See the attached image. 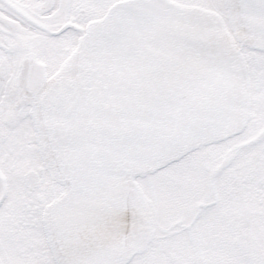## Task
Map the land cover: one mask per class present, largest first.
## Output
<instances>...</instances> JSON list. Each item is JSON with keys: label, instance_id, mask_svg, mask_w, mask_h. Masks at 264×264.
I'll use <instances>...</instances> for the list:
<instances>
[{"label": "snow or ice", "instance_id": "obj_1", "mask_svg": "<svg viewBox=\"0 0 264 264\" xmlns=\"http://www.w3.org/2000/svg\"><path fill=\"white\" fill-rule=\"evenodd\" d=\"M0 264H264V0H0Z\"/></svg>", "mask_w": 264, "mask_h": 264}]
</instances>
